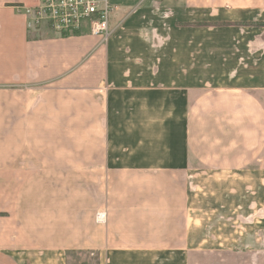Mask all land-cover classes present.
<instances>
[{
	"label": "crops",
	"instance_id": "1",
	"mask_svg": "<svg viewBox=\"0 0 264 264\" xmlns=\"http://www.w3.org/2000/svg\"><path fill=\"white\" fill-rule=\"evenodd\" d=\"M38 1L0 0V264H264V0H112L104 43Z\"/></svg>",
	"mask_w": 264,
	"mask_h": 264
},
{
	"label": "built area",
	"instance_id": "2",
	"mask_svg": "<svg viewBox=\"0 0 264 264\" xmlns=\"http://www.w3.org/2000/svg\"><path fill=\"white\" fill-rule=\"evenodd\" d=\"M27 19V27L47 26L60 36L74 35L86 27L101 43L113 32L110 26L112 0H39L33 7L16 6ZM105 213L98 212L96 221H104Z\"/></svg>",
	"mask_w": 264,
	"mask_h": 264
},
{
	"label": "rangeland",
	"instance_id": "3",
	"mask_svg": "<svg viewBox=\"0 0 264 264\" xmlns=\"http://www.w3.org/2000/svg\"><path fill=\"white\" fill-rule=\"evenodd\" d=\"M240 237V238H239ZM243 237H244V235L243 234H238V233H234V248L236 249H244L246 246H248V238H247V241H245L244 239H243ZM250 238H252V236H249ZM237 238L239 239V240H237ZM241 239H243L242 241H241ZM246 239V238H245ZM253 241L250 243V246H252L253 244ZM252 244V245H251ZM78 258H80V255H75L74 256V258H72L71 259V261H69V263H71V264H80L82 261V259H80V260H78ZM92 264H93V262H91ZM90 263V264H91ZM205 263H208V262H206L205 261Z\"/></svg>",
	"mask_w": 264,
	"mask_h": 264
},
{
	"label": "trees",
	"instance_id": "4",
	"mask_svg": "<svg viewBox=\"0 0 264 264\" xmlns=\"http://www.w3.org/2000/svg\"><path fill=\"white\" fill-rule=\"evenodd\" d=\"M257 24V23H256ZM249 25H252V24H249ZM257 25H260V24H257Z\"/></svg>",
	"mask_w": 264,
	"mask_h": 264
}]
</instances>
